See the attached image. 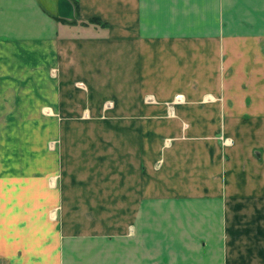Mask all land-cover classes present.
Wrapping results in <instances>:
<instances>
[{
  "label": "crops",
  "instance_id": "crops-1",
  "mask_svg": "<svg viewBox=\"0 0 264 264\" xmlns=\"http://www.w3.org/2000/svg\"><path fill=\"white\" fill-rule=\"evenodd\" d=\"M262 33L264 0H0V260L250 264L261 256L240 249L247 236L236 230L228 199L213 204L181 187L158 189L171 198L157 197L152 207L148 173L122 172L114 162L104 172L80 169V201L70 202L67 186L36 184L30 162L38 154L21 152L15 136L31 115L65 107L70 91L86 113L122 105L141 113L139 98L153 84L151 96H188L198 48L255 49ZM243 103L231 111L239 123L245 113L250 122L264 118L255 99ZM108 123L114 128L117 119Z\"/></svg>",
  "mask_w": 264,
  "mask_h": 264
},
{
  "label": "rangeland",
  "instance_id": "rangeland-1",
  "mask_svg": "<svg viewBox=\"0 0 264 264\" xmlns=\"http://www.w3.org/2000/svg\"><path fill=\"white\" fill-rule=\"evenodd\" d=\"M254 39L260 43L255 49L238 43L227 51L198 48L195 89L188 96L157 97L151 96L158 92L153 84L145 92L150 95L139 98L141 113L125 111L124 105L82 112L80 95L70 91L65 107L47 109L35 120L31 115L15 140L21 152L38 154L30 162L36 184L67 186L69 201H80V169L104 172L114 162L122 172L141 166L152 207H158L157 197L171 198L166 192L180 187L213 204L217 196L228 199L229 215L239 220L236 230L247 236L240 249L262 252L250 264H264V118L250 122L245 113L239 123L231 112L244 110V99L246 106L255 99L253 106L264 114V34ZM106 101L109 109L112 102ZM114 118L117 125L110 128ZM115 153L117 161L110 162L107 156Z\"/></svg>",
  "mask_w": 264,
  "mask_h": 264
},
{
  "label": "trees",
  "instance_id": "trees-1",
  "mask_svg": "<svg viewBox=\"0 0 264 264\" xmlns=\"http://www.w3.org/2000/svg\"><path fill=\"white\" fill-rule=\"evenodd\" d=\"M93 22H94V23H97V24L99 23V21H98V20H93Z\"/></svg>",
  "mask_w": 264,
  "mask_h": 264
},
{
  "label": "built area",
  "instance_id": "built-area-1",
  "mask_svg": "<svg viewBox=\"0 0 264 264\" xmlns=\"http://www.w3.org/2000/svg\"><path fill=\"white\" fill-rule=\"evenodd\" d=\"M0 264H4L2 261H0Z\"/></svg>",
  "mask_w": 264,
  "mask_h": 264
}]
</instances>
